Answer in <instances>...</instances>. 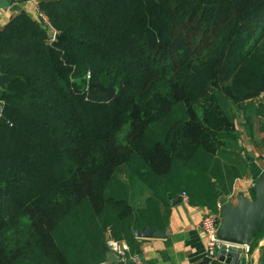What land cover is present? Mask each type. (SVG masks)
<instances>
[{
  "label": "trees",
  "instance_id": "16d2710c",
  "mask_svg": "<svg viewBox=\"0 0 264 264\" xmlns=\"http://www.w3.org/2000/svg\"><path fill=\"white\" fill-rule=\"evenodd\" d=\"M38 8L0 28V264H99L107 232L135 252V230L165 231L170 196L217 209L264 94V0Z\"/></svg>",
  "mask_w": 264,
  "mask_h": 264
},
{
  "label": "crops",
  "instance_id": "0c3cea01",
  "mask_svg": "<svg viewBox=\"0 0 264 264\" xmlns=\"http://www.w3.org/2000/svg\"><path fill=\"white\" fill-rule=\"evenodd\" d=\"M40 1L0 0V28L7 25L15 15L23 12L34 20H39L38 4ZM47 30L53 39L56 38L55 29L49 26ZM235 126V136L228 142L229 149L225 148L230 158L222 162L235 176H238L237 173L239 176L233 180L230 192L220 195V197L226 196L234 204L237 203L242 193L254 199L255 182L264 177V94L255 99L245 111L237 113ZM182 195H179L182 197L180 202L179 197L170 196L169 226L162 231L163 237L141 238L135 235V230L134 236L138 244L135 252H132L130 246L122 241L129 248L126 260L109 248L106 259L99 264H232L222 261L220 255L216 259L210 258L201 234L203 216L208 211L221 210L222 213L220 203L217 209L211 210L206 206L191 205L188 198L185 199ZM106 239L109 242L115 238L107 232ZM241 249L242 258H239L236 264H264V235L253 244ZM134 255L140 257V262L133 258Z\"/></svg>",
  "mask_w": 264,
  "mask_h": 264
},
{
  "label": "water",
  "instance_id": "95a60500",
  "mask_svg": "<svg viewBox=\"0 0 264 264\" xmlns=\"http://www.w3.org/2000/svg\"><path fill=\"white\" fill-rule=\"evenodd\" d=\"M57 36L56 33L55 37ZM12 79V75L0 74V87L4 88ZM255 187L254 199L242 193L234 204L226 196L220 197L222 213L218 236L222 241L239 247L248 246L264 230V177L256 180ZM178 200L182 201V197ZM135 235L141 238H159L163 237L164 233L153 231L150 226H147L136 230ZM236 246L224 247L220 253L221 260L236 264L237 260L242 258V249Z\"/></svg>",
  "mask_w": 264,
  "mask_h": 264
},
{
  "label": "built area",
  "instance_id": "2783aa9c",
  "mask_svg": "<svg viewBox=\"0 0 264 264\" xmlns=\"http://www.w3.org/2000/svg\"><path fill=\"white\" fill-rule=\"evenodd\" d=\"M38 15L40 19H43L45 22H47L46 16L38 10ZM55 39V38H54ZM90 76L88 75V79ZM3 101L0 100V116L2 114L3 110ZM183 198L187 199L186 193H183ZM221 224V210L218 212H212L208 211L202 219L201 222V234L204 239L205 245H206V252L207 255L210 258H218L221 251L224 247L228 248L231 246H236L231 243H227L225 241H222L218 236L219 227ZM110 250L119 255L123 260H126L127 254L129 255V248L128 246L116 239H111L108 242ZM237 248H243L236 246ZM133 258L137 260V262H140V257L138 255H134Z\"/></svg>",
  "mask_w": 264,
  "mask_h": 264
},
{
  "label": "rangeland",
  "instance_id": "374dc122",
  "mask_svg": "<svg viewBox=\"0 0 264 264\" xmlns=\"http://www.w3.org/2000/svg\"><path fill=\"white\" fill-rule=\"evenodd\" d=\"M38 10H39V8H38Z\"/></svg>",
  "mask_w": 264,
  "mask_h": 264
}]
</instances>
